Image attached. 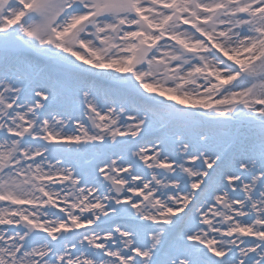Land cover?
Returning <instances> with one entry per match:
<instances>
[{
	"label": "snow or ice",
	"instance_id": "6c2138e0",
	"mask_svg": "<svg viewBox=\"0 0 264 264\" xmlns=\"http://www.w3.org/2000/svg\"><path fill=\"white\" fill-rule=\"evenodd\" d=\"M0 264H264V0H0Z\"/></svg>",
	"mask_w": 264,
	"mask_h": 264
}]
</instances>
